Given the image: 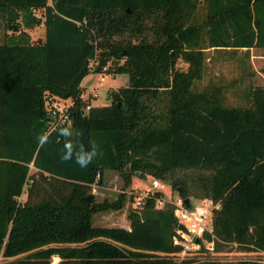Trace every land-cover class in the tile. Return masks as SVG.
<instances>
[{"label":"trees","instance_id":"obj_1","mask_svg":"<svg viewBox=\"0 0 264 264\" xmlns=\"http://www.w3.org/2000/svg\"><path fill=\"white\" fill-rule=\"evenodd\" d=\"M0 14L3 264H53V255L54 264H262L213 252L231 243L264 251V85L247 89V105H228L221 86L192 84L205 48L264 47V0H0ZM41 22L45 35L34 40L29 30ZM104 64L127 83L108 91V103L89 104L81 79ZM55 98L71 99L65 120L50 111ZM174 168L207 171L196 197L218 202L203 233L211 253L201 245L172 257L181 247L171 243V204L155 205L159 189L127 212L129 228L91 224L93 212L124 200L83 199L104 169L126 184L138 173L163 181Z\"/></svg>","mask_w":264,"mask_h":264},{"label":"rangeland","instance_id":"obj_2","mask_svg":"<svg viewBox=\"0 0 264 264\" xmlns=\"http://www.w3.org/2000/svg\"><path fill=\"white\" fill-rule=\"evenodd\" d=\"M200 3L201 1L199 4ZM198 11H201L200 5ZM33 12L39 19H41V9H33ZM29 32L32 39L34 40L43 38L45 35V25L43 22H41L34 28L30 29ZM4 34V19L0 14V41L3 40ZM200 43L201 45H204V34L201 36ZM204 55L205 59L202 65L201 77L194 80L192 84V87L195 90H201L212 85H219L221 86V94L225 104L247 105L249 103L247 89L252 85H264V48L251 47L247 51L241 48H205ZM119 62H121V60H119ZM176 66L181 69H185L186 63L181 59H178ZM81 81V91L85 95L81 96V98L88 101V98L90 97V101L104 104L109 102L108 91L110 89L127 83V74L125 72L116 73L110 70H105L103 72L89 71L83 76ZM70 103L71 99L69 100V98H55L49 102L48 106L53 107V105L59 104L61 109L56 113H58L59 116L60 113L64 112L60 118L61 120H65L67 118V108ZM158 104L159 106L163 105L161 102H158ZM102 173L100 175V181L96 183L94 182L90 185H95V190L90 187V194H92L93 201H102L104 199L107 201H112L117 197L119 192L124 193V200L120 208L99 210L91 214V224L104 226L103 224L107 223L110 219L122 220L124 217H127V212L130 209H134L132 192L140 188H148L149 193H151L154 189L161 190L162 196H158L156 198L155 205L160 207L164 203H170L172 206L173 215V203L177 198L183 199L184 197H188L189 203L196 204L200 200V198L196 197L198 194L199 196L201 194L199 185L201 183L200 180L202 176L206 175L207 171L204 169L195 170L174 168L173 170L164 173L165 178L163 181L159 177L152 175H148L147 180H140L134 176V174L132 180L130 179L129 183L126 184L124 183L122 174L117 170L105 169L102 171ZM35 177H38V175L35 174ZM151 178H156L158 180L159 187L153 188L150 186L149 181ZM181 179L184 181L185 187L187 189V194L183 197L177 193L178 187L181 185L176 183V187H171L173 182H180ZM30 183L31 179L28 181L27 185L24 186V191L18 197L21 202L25 201L28 196ZM130 194L131 197H129ZM41 195L42 191H33L31 198L36 199ZM195 250L196 249L194 248H186L183 249V252H179L172 257L175 260H179L182 257L193 255ZM209 252L211 253V250H209ZM213 255H216L220 261L245 258L261 259L264 257V251L244 250L238 248L234 243H231L227 244V246H225L223 249L213 252ZM9 259V257H5L0 254V264H3V262ZM52 261L53 257H51V262Z\"/></svg>","mask_w":264,"mask_h":264},{"label":"built area","instance_id":"obj_3","mask_svg":"<svg viewBox=\"0 0 264 264\" xmlns=\"http://www.w3.org/2000/svg\"><path fill=\"white\" fill-rule=\"evenodd\" d=\"M89 64H93V60ZM106 66L107 64L101 66V72L106 69ZM88 106L89 104H86L85 109ZM50 108L51 113L58 116L56 112L61 109L60 105H53ZM62 114L64 112L60 113L58 117L60 118ZM149 183L153 188L159 187V182L156 178H151ZM149 194L148 188H140L133 191V208L139 207L143 199ZM173 204L175 223L171 243L180 245V252H183V249L186 248L197 250L201 245L211 250L212 240H206L203 237V233H211V212L213 208L218 206V202L212 201L209 197H202L196 204L189 203V205H185L182 198H177ZM261 263L264 264V257L261 258Z\"/></svg>","mask_w":264,"mask_h":264},{"label":"crops","instance_id":"obj_4","mask_svg":"<svg viewBox=\"0 0 264 264\" xmlns=\"http://www.w3.org/2000/svg\"><path fill=\"white\" fill-rule=\"evenodd\" d=\"M262 48H264V47H262ZM82 80V79H81ZM82 82V81H81ZM81 82H80V86L82 87V85H81ZM89 91V90H88ZM80 95L81 96H83L84 94H83V92L81 91V93H80ZM85 96V95H84ZM69 100H70V98H69ZM88 103L89 104H99V103H96V102H94V101H90V97L88 98ZM104 104H106V103H104ZM105 170V169H104ZM103 174V173H102ZM133 175L134 174H132L131 176H130V179L132 180V178H133ZM134 176H136L137 178H139L140 180H147V174L146 175H142V174H140V173H138V174H135ZM92 187V189L93 190H95V185L94 186H91ZM109 224V225H108ZM104 226H122V227H124V228H129V220H128V218L127 217H124L122 220L121 219H110V220H108V222L107 223H104L103 224ZM100 226H102V225H100ZM53 257V261H52V263L54 264L57 260H58V257L57 256H52Z\"/></svg>","mask_w":264,"mask_h":264},{"label":"water","instance_id":"obj_5","mask_svg":"<svg viewBox=\"0 0 264 264\" xmlns=\"http://www.w3.org/2000/svg\"><path fill=\"white\" fill-rule=\"evenodd\" d=\"M119 102H116V104L118 105ZM123 108H126V105H123ZM144 176L143 173H140ZM178 189H180V187H178ZM83 199L85 201H90L92 199V194H86L85 196H83ZM183 202L185 203V205H189V199L188 197H184L183 198Z\"/></svg>","mask_w":264,"mask_h":264}]
</instances>
